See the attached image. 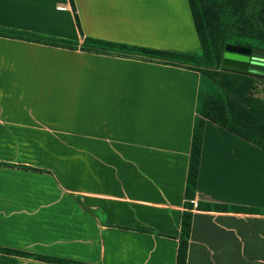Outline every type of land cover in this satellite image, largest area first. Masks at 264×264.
Segmentation results:
<instances>
[{"label":"crops","instance_id":"0c3cea01","mask_svg":"<svg viewBox=\"0 0 264 264\" xmlns=\"http://www.w3.org/2000/svg\"><path fill=\"white\" fill-rule=\"evenodd\" d=\"M187 0H0V264H175L201 74ZM186 264H264V152L205 121Z\"/></svg>","mask_w":264,"mask_h":264},{"label":"trees","instance_id":"16d2710c","mask_svg":"<svg viewBox=\"0 0 264 264\" xmlns=\"http://www.w3.org/2000/svg\"><path fill=\"white\" fill-rule=\"evenodd\" d=\"M197 39L200 57L160 52L135 46L86 38L87 47L127 55L158 57L183 64L205 67L210 79L216 82V92L199 94L194 118L184 191V211L181 215L180 236L175 264H186L192 211H218L224 207L198 204L190 200L195 195L205 121L264 152V100L254 95L257 80L264 74L230 69L222 65L224 47L238 39L264 43V0H187ZM241 46L249 48V46ZM221 67V70L218 69ZM264 71V66H253ZM202 83V81H201ZM264 94V84L262 86Z\"/></svg>","mask_w":264,"mask_h":264},{"label":"rangeland","instance_id":"374dc122","mask_svg":"<svg viewBox=\"0 0 264 264\" xmlns=\"http://www.w3.org/2000/svg\"><path fill=\"white\" fill-rule=\"evenodd\" d=\"M229 44H239L242 46H249V48L251 49H257L260 50V52H256V53H252L251 54V58H253L255 60V62L257 63H264V43H256L253 41H249V40H243V39H238V40H233V41H228ZM195 68H197L201 74V89L202 92L204 94H211L212 92H216V82L213 81L212 79L209 78V76L207 74H210L211 71H209L208 69H206L205 67H199V66H195ZM219 70H221V67H218ZM264 72V71H263ZM264 84V80L263 79H259L257 80V83L255 85V89H254V95L263 99L264 100V94L262 92V86Z\"/></svg>","mask_w":264,"mask_h":264},{"label":"water","instance_id":"95a60500","mask_svg":"<svg viewBox=\"0 0 264 264\" xmlns=\"http://www.w3.org/2000/svg\"><path fill=\"white\" fill-rule=\"evenodd\" d=\"M256 52H260V50L226 45L224 47L222 65L230 69L262 74L263 72L249 68L251 64L264 65L256 63L255 60L250 57L252 53Z\"/></svg>","mask_w":264,"mask_h":264},{"label":"built area","instance_id":"2783aa9c","mask_svg":"<svg viewBox=\"0 0 264 264\" xmlns=\"http://www.w3.org/2000/svg\"><path fill=\"white\" fill-rule=\"evenodd\" d=\"M259 64H264V63H259ZM190 203L192 204L193 208L195 209L197 206V196L194 195L192 200H190Z\"/></svg>","mask_w":264,"mask_h":264},{"label":"flooded vegetation","instance_id":"af4514ba","mask_svg":"<svg viewBox=\"0 0 264 264\" xmlns=\"http://www.w3.org/2000/svg\"><path fill=\"white\" fill-rule=\"evenodd\" d=\"M251 57V56H250ZM257 63V62H256ZM253 66H264V65H258V64H251L250 66H249V68H251V69H255V68H253ZM258 71V70H257ZM260 72H263V71H260ZM262 74H264V72L262 73Z\"/></svg>","mask_w":264,"mask_h":264}]
</instances>
